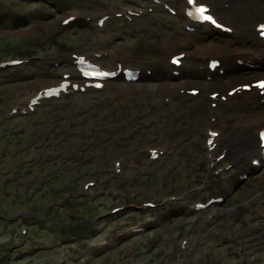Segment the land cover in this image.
<instances>
[{
    "label": "rangeland",
    "instance_id": "374dc122",
    "mask_svg": "<svg viewBox=\"0 0 264 264\" xmlns=\"http://www.w3.org/2000/svg\"><path fill=\"white\" fill-rule=\"evenodd\" d=\"M113 3L120 8L122 5H128L129 0L101 2L0 0V62L12 59L30 60L22 66L0 73V264H172V252L176 251L178 241L183 237H192L195 240L201 231H204L200 227H206L209 223L219 224L218 226L221 227L223 223H229V217L238 214L239 208L235 210L236 207L245 203L248 205L247 210H254L253 206L259 205L257 200L264 196L263 174L262 181L250 191V187L246 186L247 181L239 184L242 188L245 186L246 192L249 191L248 196L245 197L241 192H237L240 198H244L240 199L235 195L231 199L228 194L230 205H234L233 209H228L231 206L227 204L226 208L221 207L211 212L192 215H189V212L180 213L179 209L175 208L169 210L167 204L171 203L169 202L171 197H177V201L171 204L177 208L181 207L183 194L186 191L179 188L190 179L189 171L196 170L202 175L205 170V167L201 168L198 165L196 159L200 156L201 159L205 157L204 134L211 115L207 114L203 118L202 115L209 112L208 109L203 108L195 111L191 115L193 117H190L191 102L186 104V106L191 104V109L183 107V104L179 109L175 108L181 111L174 110V117L171 114L172 106L159 109L160 115L154 117L156 121L164 120L159 121V127L157 123L147 124L152 120L154 112L147 119H142L143 110L146 108L149 110L148 106L154 105V102L146 104L140 98H136L137 102L133 103L140 104L138 113L141 117L136 120L137 124L130 122L136 114L130 105V98L136 95L114 97L115 106L112 105L114 100H111L107 94H96L97 97L103 96L106 99L98 113L90 110L87 103H84L82 95H76L64 99V102L45 104L34 115H18L13 118L8 116L6 108L18 103V98L20 99L16 96L18 93L22 96L26 92V97L30 93H36L41 86L40 83L48 85L45 76L54 70L43 74L41 68L44 59L71 53L87 45L93 47L92 43L96 36L93 29L95 23L94 21L87 23L83 17L110 11L114 8ZM69 15L81 19L73 26L63 28L61 22ZM121 21L112 23L110 28L103 32L106 37L119 40L118 44L110 48L103 47L111 54L106 62H111L114 57H121L134 62H143V65L138 63L142 66L154 62L161 69L163 65L160 60L164 59L166 64L168 51L174 45H181L182 48L178 53L188 54L183 48L187 47L192 48L193 55L201 53L208 56L218 54L223 46L231 45L232 42L230 39L219 38L212 43L214 40L204 41L205 37L192 41L191 39L197 35L184 33L181 26L176 25L179 18L163 10L155 11L134 23ZM83 23H86L87 27H82ZM141 27L144 28L142 34L138 33L143 30ZM119 37H126L128 40L123 42ZM158 42H161L162 46H158ZM186 43L191 44L186 46ZM152 44L153 48L150 47ZM123 47H126V50L119 53L118 51ZM130 47L135 48V51L129 52ZM140 49L144 50L143 56L138 54L141 52ZM84 51L86 49H82V52ZM191 62L192 59H188L185 65L189 66ZM193 70L194 67L186 70V74ZM32 71L35 72V77L29 76V72ZM244 78L251 79L246 76ZM226 80L228 78L222 81ZM178 82L182 83L185 80L179 79ZM194 86L200 85L194 84ZM112 94L121 93L112 92ZM175 97L181 99L177 95ZM80 99L82 105L77 103ZM236 111H238L237 107ZM230 112L228 109V114ZM224 115L231 119H239L241 116L240 113L238 116ZM190 118L198 119L192 123L194 129L197 121L202 123L199 132L196 129L192 131L193 133L187 134L189 140H194L192 143L186 137L182 138L181 134L168 129L169 125L177 122L186 125L187 128L191 122ZM126 124L129 125L128 128ZM132 128L140 130L139 133L134 134ZM178 131L182 132L185 129ZM162 136L166 140L174 141L172 147H177V156L173 158L165 155L162 164L154 165L151 173L144 175L141 168L129 162V158L137 159L140 151L150 147L152 145L149 143L150 137L155 138L156 146L160 145ZM81 144L82 146L79 147ZM125 144L130 155L120 159L125 152ZM188 145L192 152L189 149L186 153L183 149ZM173 148L169 147L168 152ZM233 156L235 163H240L236 155ZM119 160L125 161V170L121 176H116L114 163ZM202 162L207 163L206 159ZM232 162L234 161L230 163ZM175 165L177 172H171V167ZM146 167L149 165L146 164ZM235 169L249 170L242 165H236ZM205 176L206 173L200 180L195 177V180H199V186H204ZM91 181L97 182L96 187L85 191V183ZM199 186L192 184L189 191ZM220 188L222 192L232 191L231 186ZM101 192L103 194H100ZM131 193L138 194V197L132 198ZM152 195L165 199L166 210L159 208L157 211H150L141 208L144 201H151ZM123 206L127 209L108 216L112 209ZM187 207L192 211V204H188ZM168 210L169 213L160 219L162 222L154 221L160 213ZM258 210H264V206L260 205L257 212ZM254 214L258 216L253 219L260 217L261 221V215ZM92 219L98 222L93 225L98 230V235L90 241L93 245L104 241L118 242L116 236L131 227H147L148 231L119 239L122 243L121 247L115 249V246H110L113 250L92 262L85 263L79 250L74 248L75 242L71 243L70 240L76 241L79 238L76 235L83 234L89 225L92 226ZM103 221L109 223L106 229ZM245 222L244 219V224L248 226ZM231 224L235 238L228 242L230 236L226 231L221 234L216 231L219 244L210 249L207 247L209 244L196 245L194 253L190 256L191 261L184 264H214L216 258L221 259V264H241L240 253L243 249L239 238L244 237L247 230L244 229L245 232L240 233L242 225L237 218H233ZM257 225L258 223L250 225L255 228L250 237L246 238L248 240L245 239L246 241L257 240L259 234L264 231L263 221L258 227ZM23 229L29 231L28 239L22 236ZM215 229L214 226L205 232L210 235ZM83 242V237H80V247H84ZM207 251L210 253L205 255ZM88 255L92 257L91 252ZM263 257L264 251L251 253L246 257L248 261L244 264H261Z\"/></svg>",
    "mask_w": 264,
    "mask_h": 264
},
{
    "label": "bare ground",
    "instance_id": "6f19581e",
    "mask_svg": "<svg viewBox=\"0 0 264 264\" xmlns=\"http://www.w3.org/2000/svg\"><path fill=\"white\" fill-rule=\"evenodd\" d=\"M129 1H131V0H129ZM160 1L163 3L172 4V5L178 4V0H160ZM181 1H182L181 11L178 13L177 17H179L181 19L182 23L184 24V23H188L189 19L186 16L187 5H186L184 0H181ZM210 1H211L212 6L214 7V9L220 13L221 19L230 23L232 25L233 32L237 35H241L242 38H244V42L241 45L240 49L233 48L230 45L229 46L226 45L225 47L223 46L221 48V52L219 53V56H221L222 60H223L222 65H224L226 67L227 71H233L234 72L233 76H232L233 79L231 81L227 82L228 86H226V88H231V87L234 88L238 84H242L243 81H245V79H242L241 76H239L235 73V69L238 67L237 66V60L250 59V58H252L253 54H256V55H258L259 58H261V61L264 63V46L261 45V42L258 39L257 33L254 29V24H257L258 22L262 21V19L264 17V3L262 0H210ZM152 4H154L152 0H140L139 2L132 0V6L136 5V6H138L139 9H144L147 5H152ZM225 5H228L229 9H228V11L222 12L224 10L221 8V6H225ZM177 6H179V4ZM115 12H118V11H115ZM221 12H222V14H221ZM224 14H225V16H224ZM231 16H233V17H231ZM203 31H208V30L206 28ZM211 33H213V32H211ZM201 37H203V36H201ZM99 39L101 40L102 38L100 37ZM100 40H96V38L94 39V41L92 43V46H93L92 49L94 52L100 51L98 49H94V48H96L94 45L100 44ZM187 45H190V43ZM192 47H193V45H192ZM129 49L130 48H128V50ZM190 49H192V48H190ZM170 51H168V54H170V55L176 54V53H170ZM86 53H87V51H86ZM213 56H217V55H213ZM58 57L60 58L58 60H64V65L65 64L67 65L66 66L67 68L66 67L64 68V66H62L60 69V72L65 71L66 73H70L71 77L75 80V82H78L79 75L76 73L71 60L69 61V58L63 54H61V56L59 55ZM91 58L94 59L95 58L94 55H91ZM207 58H208V56H205V54L198 53L197 55L194 56V62L199 64V65H205ZM52 59H48V60H52ZM44 60H46V59H44ZM160 61H162V63L165 62L164 59H161ZM129 64L134 66V67L138 65V63H129ZM62 65H63V62H62ZM139 66H142V65H139ZM193 67L194 66L192 65V67L187 68V70L192 69ZM168 72L170 73V71H168ZM53 73H54V75H53ZM202 74L203 73H201L198 69H195V68L193 71H190V72L188 71L186 76L184 77L185 83L188 81V79H192L195 76H203ZM217 76L218 75H214V77H217ZM45 77H47V78H45V80L47 82H49L48 85H43L40 83L39 86L41 85V86L51 87L52 85L56 84L59 81V74L56 71L52 72L51 74H47ZM157 77H160L161 79H163V82L161 84H156V83L153 84V87H152L153 92H154L153 99L155 102H156V100H159L157 98H160L162 95L167 94V95H170L172 97L177 95V92L173 93L171 87L167 86L168 82L166 81L167 80L166 75H163L160 72V74H158ZM214 85L215 86L221 85L219 79H217L215 81ZM177 86L180 90L183 88L182 84L177 85ZM127 88H128V86L123 81H117L116 82V84L112 87V91H113V93L114 92H118V93L120 92L121 94H116V95L112 94L111 95L112 92L110 93V99L114 100V102L112 103L113 105L116 106V101H115V99H113L114 97L117 98L119 96H125L124 92H126V95L128 94ZM203 88H208V86L205 85ZM135 89H137V87H132V90H135ZM138 89H140V87H138ZM179 89H177V90L179 91ZM223 89H225V87L222 89H219V91H223ZM210 90L211 89L207 90V93H210ZM25 94L23 96L24 98H22V97H20V99L18 98V103H14L13 107L18 106L20 108H23V106H24L23 103L26 102L25 100L28 99L30 96L31 97L33 96L30 93L31 95L29 97H27L29 95L28 94L26 96L27 97L26 98ZM246 96H247V98H246L245 105H249V103H252V102L254 103V102H257L260 100V98L258 97L256 92H254V91L247 94ZM55 99L56 98H54V100ZM203 101H204L205 105H203L201 107L196 106L195 104H192V107H191L192 112H190L189 116H191L197 110H201L203 108L208 109L206 105H209V104L207 103L206 98L201 96L199 98V103H202ZM89 102H90V99H89ZM77 103L82 105L81 99L78 100ZM172 103H175V106H177L176 109H179L180 106L182 105L180 103V100L174 99ZM231 104H233V103H231ZM152 107H154V106H152ZM89 108L94 110L95 112H97V109L95 106H90ZM116 109H117V107H116ZM176 109H174L176 112L181 111V110H176ZM218 109H220V107H218ZM234 110H236V109H234ZM158 111L159 110L156 109L155 113L158 114ZM209 112L213 116L219 117V120L217 123H213V124L210 123L208 125V126H210V130H212L213 132L219 133V137L215 140V143H217L218 146L223 145V147H224V146L229 145L231 143V141L240 140V139H241L240 142H247L251 146H256L258 144V142H257L258 132L260 130L264 129V107H262V108L259 107L258 110L253 111L251 115L240 116L239 119L228 118L224 115L223 112L218 111V110H211V111L209 110ZM138 115H139V113H138ZM151 119H154V118H151ZM151 121L147 124L150 125ZM157 121L159 122L160 120H157ZM229 128H230V130H228ZM165 144H166L165 146L174 145V141L172 139H168L167 142H165ZM175 144H177V143L175 142ZM80 146H82V145H80ZM237 150L238 151L235 153V155L237 157V160H239L240 163H236V164L247 167V169H251L250 163H247V159L245 158V155H244L245 153H247L246 150H241V149H237ZM257 152H259V148H257L256 152H251V154L250 155L248 154V155H249V157H252L253 155L256 156ZM138 154L139 155H138L137 159L129 158V162L133 165H137V166L141 165L139 168L144 169V167L146 165L142 166V163L143 162L145 163V161L147 160L148 154L145 151H142V152L140 151ZM204 164L208 165V163H203L201 161V163H200L201 168L204 167ZM241 171L244 173L245 171H248V170L243 169ZM200 175L201 174H198L195 177H197L199 179ZM213 179L214 178H212L211 181H213ZM198 182H199L198 180H195V183H198ZM218 185L221 187V183H218ZM229 186H231V184H228L227 187H229ZM204 191H205L204 189H199L197 193L203 194ZM230 192H232V191H230ZM189 197L194 199L195 194L189 195L186 198H189ZM262 197L264 198V196H262ZM195 203H198V201ZM253 204L254 203L252 202V205ZM242 206H244V207H242ZM258 207H260V205H258L256 207L253 206L254 210H247L248 205L243 203L239 207H236L235 210H237L238 208L241 211L245 209L249 213L248 215H252L253 217H257L258 215L254 214V213H258L260 215H262L264 213V210H258V212H257ZM239 210H238V214H236L233 217L237 218L238 221L240 218V221L244 222L245 218L239 212ZM239 214H241V215H239ZM254 220H257V223H258L257 227H258L262 221V218H261V221H260V217H259V219L256 218ZM246 224L248 226L251 225V223H246ZM254 228H255V226H252V227L250 226L247 229V231L245 232L246 235L244 237L239 238L240 239L239 242L242 245L241 248H243L244 252H245V254H241V256H242V258L240 259L241 264L246 261V257L248 256V253L251 251V249L255 248V243H257V241L260 239V237H258L257 240H254L251 242L246 241V240H248L246 238L250 237L249 235L254 231ZM256 230L257 229H255V231ZM198 238H199V240L203 241V237L201 235H199ZM70 242H71V240H70ZM114 242H116V241H114ZM210 243H211V245H215L217 243V240H215V238H211ZM248 245H249V247H248ZM74 248L81 251V250L85 249V245H84V247H80L79 240H78L74 243ZM98 248H105V244L102 243L100 246H98ZM88 251H89V249H88ZM175 253L177 254V256L181 255V258H183V259L185 257H187L186 254H184L182 252L180 247H178V249L175 251ZM180 263L183 264V262H180Z\"/></svg>",
    "mask_w": 264,
    "mask_h": 264
},
{
    "label": "snow or ice",
    "instance_id": "6c2138e0",
    "mask_svg": "<svg viewBox=\"0 0 264 264\" xmlns=\"http://www.w3.org/2000/svg\"><path fill=\"white\" fill-rule=\"evenodd\" d=\"M188 4H193L194 0H187ZM196 12H198L205 20H212V18L208 15H205V13L207 12V9L203 6L197 7L196 8ZM213 23H215V21H212ZM261 29V34L264 35V25L260 26ZM257 87L264 89V81H259L256 85ZM212 135H215V133H212ZM262 138H264V134H262Z\"/></svg>",
    "mask_w": 264,
    "mask_h": 264
}]
</instances>
